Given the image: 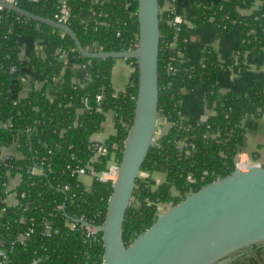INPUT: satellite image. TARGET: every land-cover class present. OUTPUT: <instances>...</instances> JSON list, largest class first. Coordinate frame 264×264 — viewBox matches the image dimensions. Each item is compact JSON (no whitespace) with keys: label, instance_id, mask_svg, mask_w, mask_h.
I'll return each mask as SVG.
<instances>
[{"label":"trees","instance_id":"trees-1","mask_svg":"<svg viewBox=\"0 0 264 264\" xmlns=\"http://www.w3.org/2000/svg\"><path fill=\"white\" fill-rule=\"evenodd\" d=\"M14 1L20 8L50 19L64 3L70 12L66 24L80 43L93 51L135 46L136 0ZM185 2L191 6V12L184 13L186 21L180 25L175 42L181 54H173L170 46L176 31L170 24L173 12L166 4L176 9L179 0H158V122L169 126L163 134L155 136L156 143L150 146L136 178L123 221L126 245L156 219L158 205L164 211L167 205L175 204L203 184L231 173L234 157L245 138L242 120L251 112L257 116L264 114V81L252 82L241 96L220 92L210 83L221 65L213 49H205L196 66H191L184 55L191 32L188 23L197 26L211 19L222 31H228L236 22L239 56L226 64L241 68L244 52L264 49V0H239L240 6L249 10L244 14L226 0L213 4L197 3L198 0ZM88 11L91 14L84 17L83 12ZM37 41L59 43L60 49L42 56L32 47ZM23 44L27 45L25 61L19 58ZM64 54L72 56L73 63L89 65L88 82L73 81ZM126 61L133 67L130 83L117 93L110 81L113 58H86L59 29L0 9V152L15 146L22 154L21 158L6 159L8 166L0 160L1 199L10 192L8 179L15 173L21 176L14 188L18 203L7 206L0 202V208H7L0 215L6 264H32L33 258L38 259L37 264H102L101 241L86 237L81 227L70 229L65 223L73 217H83L94 224L103 220L111 182L94 177L86 189L77 172L90 173L87 166L96 173L105 170L111 153L117 161L120 159L137 86L135 60ZM27 73L32 81L41 79L43 84L19 98L17 92ZM57 78L60 85L55 96L49 98L46 89ZM196 80L206 83L205 98L213 113L197 125L189 126L180 117L178 104L181 90ZM97 94H101L99 101ZM108 111L114 113V133L97 149L92 146L91 135L102 129ZM98 150L101 152L95 157ZM31 167L38 168L40 174H29ZM154 172L164 174V180L157 182L152 177ZM188 174L193 182L187 180ZM64 185H69L66 192L62 190ZM46 221L59 229L57 234L47 237L43 233ZM29 230L28 236L20 240L19 235ZM256 248L264 250V244ZM243 250L227 259L242 255Z\"/></svg>","mask_w":264,"mask_h":264},{"label":"water","instance_id":"water-1","mask_svg":"<svg viewBox=\"0 0 264 264\" xmlns=\"http://www.w3.org/2000/svg\"><path fill=\"white\" fill-rule=\"evenodd\" d=\"M136 2L135 46L98 51L84 47L66 23L36 15L4 0H0V7L59 29L86 58L135 60L137 86L132 119L103 220L98 225L102 264H218L243 249L264 244V164L246 170L235 168L203 184L159 213L127 245L123 240L125 213L140 167L150 146L156 143L158 120L159 3L158 0Z\"/></svg>","mask_w":264,"mask_h":264},{"label":"crops","instance_id":"crops-1","mask_svg":"<svg viewBox=\"0 0 264 264\" xmlns=\"http://www.w3.org/2000/svg\"><path fill=\"white\" fill-rule=\"evenodd\" d=\"M219 0H198L197 3L213 4ZM236 5L237 10L244 14L249 13V10L242 8L239 0H226ZM169 8L171 4H166ZM177 11L181 13L191 12V6L185 0H179L177 4ZM91 13L83 12L86 17ZM190 28V37L187 46L184 50V55L187 62L191 66H196L200 62V54L207 48L213 49L218 61L221 63L217 74L210 79V83L218 87L220 92L230 91L238 96L244 95L247 87L256 80L264 81V49L259 51H246L242 56V67L234 68L232 65L226 64L231 58L235 56L239 48V38L234 28L228 31H222L211 19L203 21L197 26L190 23L187 24ZM40 55L45 56L59 51L60 44L52 42L49 44L37 41L34 46ZM67 64L71 68V76L74 82L85 84L88 82L89 65L86 63H73L72 56L66 54ZM19 58L21 61L27 59V45L23 44ZM133 72L132 65L126 59H114L111 70L110 81L115 92H122L130 83V76ZM43 84L41 79L32 81L27 73L23 80L22 88L17 92V97L22 98L26 96L28 91L32 88H40ZM60 82L54 81L51 86L46 89V95L52 98L56 94ZM206 83L201 80H196L190 87L181 90L178 110L179 115L184 119L189 126H195L199 122L204 121L213 113L205 98ZM82 114L83 110H79ZM114 113L108 111L106 113L105 121L102 124V129L91 135V140L104 142L111 134L114 133L113 124ZM242 125L245 129L244 142L240 146L239 151L249 155L252 159L257 160L260 164H264V114L257 116L253 112L245 115L242 120ZM157 129H162L160 135L163 134L169 124L157 120ZM9 148H7L8 150ZM15 156H20V153L15 150V146L11 147ZM152 177L161 182L165 175L159 172L152 173ZM80 180L86 187H90L92 178L89 176H81ZM14 180L13 182H15ZM14 197L9 195L7 203L12 204ZM262 256L261 261L254 260L252 264H264V250L257 248ZM257 252V251H256ZM249 251H245L240 256L232 257L218 264H251L252 259ZM252 254V253H251ZM245 257V258H244ZM251 258V259H250ZM250 261V262H249Z\"/></svg>","mask_w":264,"mask_h":264},{"label":"built area","instance_id":"built-area-1","mask_svg":"<svg viewBox=\"0 0 264 264\" xmlns=\"http://www.w3.org/2000/svg\"><path fill=\"white\" fill-rule=\"evenodd\" d=\"M4 1L16 5L14 0H4ZM0 9H2V7H0ZM168 9L172 10V12H173L172 18L170 19V24L175 27V31H176V34L173 36V40H172L170 49H171L173 54H181V50L179 48L175 47L176 46L175 42H176L177 34L180 31V25L183 22L186 21L185 18H184V13H181V12L177 11L173 6L169 7ZM69 14H70V12H69L68 6H66L64 3H62L61 6L59 7V9L54 13L53 20H55V21H57L59 23H66V21L69 18ZM234 24L237 25L236 22ZM64 55L66 56V54H64ZM238 56H239V52L237 51V53L235 54L233 59L238 58ZM236 64H237V62H236ZM55 81H59L60 82V78H57ZM100 99H101V94H97L96 95V100L99 101ZM5 125L6 124H3V126H5ZM101 143H103V142L93 141L92 146L94 148L99 149ZM7 148H3L1 150V152H0V160L3 161L5 166H8V164L5 162L6 159H8L10 157H15V158H21L22 157V154L20 153V151H18L16 149V147H15V150H17V152L20 153V156H18V157L13 154V150H10V148L7 150ZM100 152L98 150V152L95 154V157H97ZM118 162L119 161H117V158L114 155V153H111L110 158H109V160H108V162L106 164V169L105 170L96 173V172L93 171V169L90 166H87L90 169V173H86L84 171H79L78 170L77 178L80 180V177L84 175V176H89L92 179L95 177L99 181H110L111 184H112L113 181L116 178V175H117ZM233 164H234V169L237 168V169H240V170H246V169L250 168L253 165H260V163L257 160L252 159L249 155L244 154V153H242L240 151H238L236 153V155L234 157ZM28 172L31 175L40 174V170L38 168H36V167H31ZM20 179H21L20 173H15L13 176H11L8 179L7 189H9L10 192L6 195V197L4 199L0 198V202L1 203H5L7 206L15 205V204L18 203V198L16 197V193L14 191V188L20 183ZM14 180H16V181L13 182ZM187 180L189 182H193L194 181L193 177L190 174L187 175ZM89 188L90 187H86V189H89ZM62 190L65 191V192L67 190H69V185H64ZM9 195H12L14 197V202L12 204H8L7 203V197ZM61 209H63V205H61ZM6 212H7V208L6 207L0 208V215L5 214ZM161 212H163V207H162V205H158L157 213L159 214ZM63 214H65V212ZM75 219H78L79 221H76ZM81 221H83V222H81ZM65 225L67 227H69L70 229H74V228H76V226L78 228L81 227L84 230L86 237H90V238H92L95 241L96 240H100L101 241V233H100V231L98 229V225L99 224H94V223L84 219L83 217H73L72 221L66 222ZM30 231L31 230H29V231H27L25 233H21L19 235V239L22 240L25 236H28ZM58 231H59V229L57 227H54L50 222L46 221L43 233L47 237H51L52 235L57 234ZM8 249H10V246L8 247ZM6 251H7V249L5 247V242L0 237V264H6ZM31 263L32 264H37L38 263V259L37 258H33Z\"/></svg>","mask_w":264,"mask_h":264},{"label":"rangeland","instance_id":"rangeland-1","mask_svg":"<svg viewBox=\"0 0 264 264\" xmlns=\"http://www.w3.org/2000/svg\"><path fill=\"white\" fill-rule=\"evenodd\" d=\"M161 130H162V129H160V128L156 130V135H155L156 137L160 136V132H161ZM156 137H155V138H156ZM143 175H146V174H143ZM162 207H163V206H162ZM167 207H169V205H167ZM251 253H252V254H251ZM251 253H250V256H251L252 259L250 258V259H251V260H250L251 262L249 261L251 264H252V262H253L254 260H259V261H261V256L263 255L262 252H261L262 255L259 254L260 251H258V252L255 251V252H251ZM244 258H245V257H244Z\"/></svg>","mask_w":264,"mask_h":264},{"label":"flooded vegetation","instance_id":"flooded-vegetation-1","mask_svg":"<svg viewBox=\"0 0 264 264\" xmlns=\"http://www.w3.org/2000/svg\"><path fill=\"white\" fill-rule=\"evenodd\" d=\"M257 246L251 247L250 249H244L243 251H249V252H255V251H257L258 252L259 250L256 248Z\"/></svg>","mask_w":264,"mask_h":264}]
</instances>
